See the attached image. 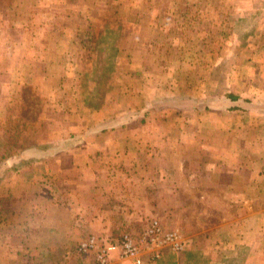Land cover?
Instances as JSON below:
<instances>
[{"label":"crops","instance_id":"1","mask_svg":"<svg viewBox=\"0 0 264 264\" xmlns=\"http://www.w3.org/2000/svg\"><path fill=\"white\" fill-rule=\"evenodd\" d=\"M39 94L75 120L1 168L0 264L152 218L184 246L142 264H264V0H0V125Z\"/></svg>","mask_w":264,"mask_h":264},{"label":"rangeland","instance_id":"2","mask_svg":"<svg viewBox=\"0 0 264 264\" xmlns=\"http://www.w3.org/2000/svg\"><path fill=\"white\" fill-rule=\"evenodd\" d=\"M140 41H142L141 38H140ZM78 54L82 55L83 57L85 56V53L83 51L79 52ZM98 65H100V63H98ZM101 65H102V62H101ZM158 80H159V86L158 88L156 87L157 98L161 97V95L169 91L168 89L164 88V84H165L164 79L159 78ZM162 90H164V93ZM63 98H64V94H62V100L60 104L58 103V105L56 104L58 101H56L55 104H53V100L59 99L57 96L55 97L53 95H50L48 99L47 96H44L42 94H39L38 97L33 96L29 101H25V103H20L19 101L10 102V106L8 110L6 111V119H5V111L2 112V116L5 122L3 125H0V136L4 137V144L9 145V146H12L13 144H15L16 146H18L17 148L19 149L22 145L24 146V145L29 144L28 146L30 147L34 144H39V138H41L43 142H40V143H43V145L48 144V143L53 145L54 143L53 138H54V135H56L57 127H59L61 124L63 125L65 122H69L70 120L71 121L75 120L74 116L72 117L69 116L71 114L70 112H72L70 109H75V106L73 107L71 106V103L73 102L70 103L69 98L65 100H63ZM95 101H97V99ZM59 121L61 122V124L59 123L57 125V122ZM66 125L68 124H65L64 126L66 127ZM15 126H16V129H15ZM9 137H12V139H14L16 142H12L11 141L12 139ZM61 160L63 164L67 166L70 165V158L68 156H63ZM51 163H52V167H54L56 165L58 166V163L60 162L52 160ZM97 175L100 176L101 174H97ZM69 184L70 183L68 182V186ZM75 189L77 191L75 194L78 197L88 196L90 195L89 193H91L87 188L77 187ZM101 191L99 192L96 191L97 192L96 193L94 190L95 192V193L93 192L94 197L98 196V198H104L106 194L103 191L101 193ZM116 192H119V190L116 189ZM98 198H94L93 200L95 201L100 200ZM58 199L63 201L61 196H58ZM45 201L48 202L46 198H45ZM31 202L32 201H30V203ZM17 203L22 204L25 208L31 207V204L29 203L23 204L21 201H18ZM123 231H127V230L126 229L124 230L114 229L113 232H111L110 234H102L98 231L97 232L95 231L92 233L104 239L105 241L106 240L111 241V240L118 239L121 232ZM92 233H89L88 235ZM88 235L81 236L79 239L85 238ZM86 255H89V254H86Z\"/></svg>","mask_w":264,"mask_h":264},{"label":"built area","instance_id":"3","mask_svg":"<svg viewBox=\"0 0 264 264\" xmlns=\"http://www.w3.org/2000/svg\"><path fill=\"white\" fill-rule=\"evenodd\" d=\"M183 235L177 228L164 230L160 221L152 218L137 235L124 231L118 239L104 240L95 234L79 239L78 251L92 256L96 264H109L120 261L126 264H142L143 254L156 258L161 250L168 248L173 252L183 249Z\"/></svg>","mask_w":264,"mask_h":264},{"label":"trees","instance_id":"4","mask_svg":"<svg viewBox=\"0 0 264 264\" xmlns=\"http://www.w3.org/2000/svg\"><path fill=\"white\" fill-rule=\"evenodd\" d=\"M228 96L231 97L230 94ZM15 129H16V126H15ZM9 138L12 139V137H9ZM11 141L16 142L14 139H12ZM28 145L29 144L24 145V146L22 145L18 149L17 148L18 146H16L15 144H13L12 146L4 144V137L0 136V170L2 167L8 165V162H7L8 159H13L14 164H15V162H17V161L20 162L21 153H23L25 155V154H29V152H35L37 150H39V151L41 150L40 146H39L40 144H34L30 147ZM4 146H5V148H4ZM43 147L46 148V152H49V149H52L53 145L48 143V144H44ZM34 158H36V157H32L31 159H34Z\"/></svg>","mask_w":264,"mask_h":264}]
</instances>
